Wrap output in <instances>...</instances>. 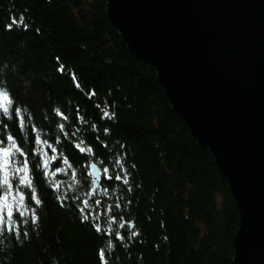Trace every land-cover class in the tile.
I'll list each match as a JSON object with an SVG mask.
<instances>
[{"label":"trees","instance_id":"trees-1","mask_svg":"<svg viewBox=\"0 0 264 264\" xmlns=\"http://www.w3.org/2000/svg\"><path fill=\"white\" fill-rule=\"evenodd\" d=\"M106 10L105 0H0V84L10 86L26 105L27 117L23 132L11 119H0V125L7 126L0 136L11 134L28 150L27 125L32 124L39 129L36 136L71 157L73 150L57 124L64 123L68 133L80 127V140L92 129L73 119L60 121L53 109L74 118L79 107L81 114L87 113L88 124L110 125V137H103L102 131L100 135L109 145L108 153L126 152L127 165H135L129 167L132 191L105 196L97 190L95 196L104 198L105 207L114 198L123 201L125 207L113 214L134 221L139 235L129 240V231L123 242L113 240L116 247L109 249V238L81 224L70 204L59 207L45 185L62 181L60 195L66 193L72 200L89 199L84 186L67 175L37 177L32 187L44 201L36 209L38 223L22 226L18 238L0 236V264H100L101 247L109 264H234L239 216L228 182L209 149L198 144L172 109L156 70L129 52ZM21 16L26 31L18 25L5 30L10 18L19 21ZM60 65L63 74L57 71ZM72 71L82 95L70 79ZM91 89L96 96L88 102L84 96ZM104 111L114 113V119L97 121ZM37 150L43 154L47 149L41 144ZM102 227L120 230L118 224Z\"/></svg>","mask_w":264,"mask_h":264},{"label":"water","instance_id":"water-1","mask_svg":"<svg viewBox=\"0 0 264 264\" xmlns=\"http://www.w3.org/2000/svg\"><path fill=\"white\" fill-rule=\"evenodd\" d=\"M130 53L209 149L237 206L234 264H264V0H105Z\"/></svg>","mask_w":264,"mask_h":264},{"label":"snow or ice","instance_id":"snow-or-ice-1","mask_svg":"<svg viewBox=\"0 0 264 264\" xmlns=\"http://www.w3.org/2000/svg\"><path fill=\"white\" fill-rule=\"evenodd\" d=\"M13 25H18L25 31L28 28V25L24 23L23 16L19 18V21L10 18V23L5 25V30L12 31ZM57 61L59 62V57H57ZM57 71L63 74L64 66L60 65ZM69 75L77 93L82 95L75 72L72 71ZM95 96V90L91 89L84 99L91 102ZM106 106L112 107L111 104H106ZM25 107L26 105L19 102L10 86L0 84V119H11L14 126L23 132L27 121V117L24 115ZM92 107L98 110L101 105L93 103ZM52 111L60 118V121L73 119V123L85 124L92 129V132L80 140L77 138V133L81 131L80 127H76L75 131L68 133L64 123L57 124L59 134L68 140L69 147L73 150L74 155L71 157L67 156V153L59 154L58 148L44 139L42 135L36 136L35 132L39 129L32 124L27 125L28 150L23 148V142L17 137L11 134L0 136V236L7 234L9 237L18 238L22 226H26L29 222L33 225L38 223L39 217L36 214V209L42 206L44 201L32 187L37 177L44 180L49 175H67L72 178V183L78 181L84 186L85 196L89 199L77 197L72 200L66 193L61 196L60 184L62 181L57 180L50 187L47 184L45 186L48 188L49 196L55 200L59 207L70 204L78 213L81 224H87L94 234L109 238L107 243L109 249L116 247L113 240L123 242L126 238L125 233L129 231L130 235L127 236V239L131 240L137 237L139 233L135 230L137 226L134 221L124 215L113 214L115 209L125 207L123 201L117 202L114 198L113 202L105 207L104 198L97 199L95 196L97 190H103L105 196H110L113 192L128 193L132 191V173L129 171V167L135 169V165H127L126 152L119 155L108 153L109 145L103 142V137H110V125L88 124L87 113L81 114L79 107L75 109L74 118H70L61 110L53 109ZM32 119L34 120L35 117L33 116ZM106 119H114V113L104 111L96 116L97 121ZM6 127L0 125V131H4ZM101 131L103 137L100 135ZM73 139H78V142L71 143ZM54 142L56 141L54 140ZM92 142H95V148L92 146ZM41 144L45 145L47 149L43 151V154L37 150V146ZM121 147L126 149V145H121ZM49 152L58 153V155L52 156ZM109 156L111 159H108ZM61 163L67 166V169L62 168ZM52 168H55V172H52ZM127 204H131L130 199ZM81 215L82 219H80ZM104 224H118L119 229L124 231L114 228L104 231L102 227ZM23 235L27 237L29 233L24 232ZM97 255L100 264H109L103 247L98 249Z\"/></svg>","mask_w":264,"mask_h":264},{"label":"bare ground","instance_id":"bare-ground-1","mask_svg":"<svg viewBox=\"0 0 264 264\" xmlns=\"http://www.w3.org/2000/svg\"><path fill=\"white\" fill-rule=\"evenodd\" d=\"M106 2V1H105Z\"/></svg>","mask_w":264,"mask_h":264}]
</instances>
